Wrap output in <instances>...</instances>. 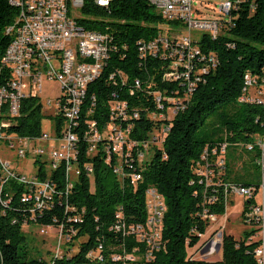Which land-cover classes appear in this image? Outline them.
Returning <instances> with one entry per match:
<instances>
[{
    "label": "trees",
    "instance_id": "trees-1",
    "mask_svg": "<svg viewBox=\"0 0 264 264\" xmlns=\"http://www.w3.org/2000/svg\"><path fill=\"white\" fill-rule=\"evenodd\" d=\"M82 10L90 18H78V24L108 34L115 46L100 76L89 84L87 94L94 95L91 117L100 129L108 122L107 103L110 92L115 91L129 109L137 112V117L129 120V136L147 141L151 135H160L161 142L153 146L149 159L139 165L134 160L140 173L136 186L113 172L101 145L88 154L80 141L78 163L91 164L92 174L81 171L70 187L64 162L48 170L45 161L35 158L37 179L53 185L48 206L42 209L31 200H21L29 190L27 183L16 177L0 180V264H255L256 242L248 240L252 229L244 230L237 239L222 233L220 258L216 260L192 257L188 250L196 247L206 233V216L224 214V184L255 185L261 171L256 163L257 151H249L244 144L264 129V105L238 102V97L245 76L260 74L264 66V0H241L225 33L216 38L207 33L199 36L198 47L203 53L215 54L217 63L200 75L190 92L182 84L184 79L163 78L169 59L139 56V43L154 38L173 23L164 20L148 0H112L107 8L86 4ZM16 14L8 0H0V58L10 41L5 28ZM174 29L178 28L165 30V36L177 37L171 33ZM228 42L234 46H227ZM110 72H114L112 79L108 78ZM9 78V69L0 66V85ZM136 79L138 87L134 86ZM156 93L174 98L181 107L166 117L169 102L163 100V108H159ZM20 112L3 113V119L15 121L5 131L24 136L39 134L43 117L40 101L23 98ZM55 121L59 128L61 119ZM223 143V164H212L213 182L205 185L194 172V164L205 151L213 162ZM212 149L217 151L212 153ZM237 164L242 171H237ZM150 186L161 195L163 207L161 235L154 247L130 228L144 225L148 218L145 190ZM210 197L211 202L207 200ZM27 222L73 233L72 242L84 240L78 242L75 253L47 260L28 249L22 230ZM117 223L123 226L116 229ZM90 252L97 254L88 255ZM114 255L118 258L113 259Z\"/></svg>",
    "mask_w": 264,
    "mask_h": 264
},
{
    "label": "built area",
    "instance_id": "built-area-1",
    "mask_svg": "<svg viewBox=\"0 0 264 264\" xmlns=\"http://www.w3.org/2000/svg\"><path fill=\"white\" fill-rule=\"evenodd\" d=\"M17 14L12 24L5 28L10 35V41L0 58V66L7 67L10 78L0 85V143L5 144L16 154L18 159L30 157L33 161L39 158L46 162L48 170H54L64 162V171L67 186L70 187L73 179L85 171L87 176L92 174L89 163L79 165L78 146L83 141L88 154H93L102 146L106 154V162L119 178H128L130 184L136 186L140 173L134 167L146 159V150L157 146L161 142L160 135H151L147 141H139L129 136V120L137 117L135 109H129L126 101L121 99L117 92H110L108 100L109 120L100 129L93 114L94 95L88 96L89 84L100 76L108 55L115 47L111 37L103 32L93 31L78 24V18H90L83 13L86 4H94L107 8L112 0H8ZM149 4L166 20L173 22L165 30L181 28V37H165V30L139 43V56H160L169 59L167 68L163 71L165 79H184L186 90L192 91L200 80V75L213 68L217 63L216 55L203 53L198 47V37L190 33L193 30L207 33L212 38L225 33L231 24L232 12L238 9L241 0H222L217 5L218 17L195 15L192 0H148ZM200 34V35H201ZM227 46H234L228 42ZM114 72L108 74L112 79ZM26 80V82L24 81ZM56 81L58 95L47 99V104L41 100L40 93L44 82ZM140 82L134 80V86ZM25 97H36L48 114L49 125L52 123L51 134L42 128L39 134L24 136L5 131L11 123L3 119V112H20L21 101ZM159 108H163V100L169 104L166 107V117H170L181 107L178 101L171 97L155 94ZM238 102L264 105V66L260 74L253 73L251 77L243 79ZM152 117L153 113H149ZM161 118L165 114L158 115ZM56 118L61 119L59 128ZM264 123V118H263ZM264 125V124H263ZM55 134V138H51ZM80 134L82 137H80ZM46 142V146L41 142ZM244 145L257 146L258 161L263 164V171L255 185L245 186L227 182L224 184V207L229 204L231 195H239L245 201V207L240 213L242 221L251 226L253 233L249 241H255L253 254L255 264H264V129L255 133L251 142ZM140 146V148H139ZM226 144L220 147V153L209 162L205 151L194 164V172L205 185H211L213 165L223 164V154ZM217 149H212L215 153ZM20 162V161H18ZM35 165V164H34ZM127 166L124 171V167ZM37 171L26 177L18 168L10 166L8 160L0 158V180L16 177L27 183L29 190L21 195V200H31L36 208L48 206L53 193V185L49 180H38ZM148 218L144 225H131L137 237L148 241L152 247L157 246L161 235V219L163 207L161 195L152 186L145 190ZM209 202L213 198L207 199ZM117 216H120L117 213ZM209 223L214 220L215 214L206 216ZM78 221L79 218H74ZM48 226V225H43ZM123 226V225H121ZM121 226L116 224V229ZM61 227V226H60ZM60 229V228H59ZM250 229V230H251ZM61 230V229H60ZM201 235L196 246L197 254L206 256L212 252H220L221 231L212 237ZM219 244V247L217 245ZM100 247V246H99ZM97 253H89L93 255ZM101 259V256L98 255ZM118 256L114 255L113 259Z\"/></svg>",
    "mask_w": 264,
    "mask_h": 264
},
{
    "label": "rangeland",
    "instance_id": "rangeland-1",
    "mask_svg": "<svg viewBox=\"0 0 264 264\" xmlns=\"http://www.w3.org/2000/svg\"><path fill=\"white\" fill-rule=\"evenodd\" d=\"M222 0H192L193 13L195 15H201L206 17H218L219 12L217 11V5ZM181 28L171 30L173 36H181ZM193 37L200 36L201 32L193 30L190 32ZM26 82V80H24ZM58 95V84L56 81L44 82L42 92L40 93L41 100L47 104V99H53ZM51 112L50 109H42V128L49 131L51 134L52 123L49 125L48 114ZM51 138H55V134H52ZM42 145L46 146V142H41ZM160 143L157 144L159 146ZM249 152H246L248 154ZM152 154V148L146 150L145 157L146 159L150 158ZM0 158L2 160H8L10 166L18 168L26 177H30L37 167L33 164V161L30 157H25L23 160L18 159L14 151H12L5 144L0 143ZM145 159V160H146ZM20 161V162H18ZM237 171L240 172V164H237ZM254 174H257L254 171ZM92 185V184H91ZM243 209V200L239 195H231L229 204L225 209L224 214L215 215L214 220L208 224L207 231L205 233L206 237H212L217 232L230 234L234 238H239L242 236L244 230H250L251 226H247L245 222L242 221L241 211ZM22 230L27 237V247L33 253V255H39L45 259H50L52 256H60L63 254L71 255L77 251V245L79 241L84 240L80 238L78 240L70 241V235L68 232H63L58 227L55 226H43L35 222H27L22 225ZM72 242V245L70 243ZM196 247L190 248L188 253H191V256H195L200 259L205 260H216L220 258V252H212L206 254V256H200L197 254V250H194Z\"/></svg>",
    "mask_w": 264,
    "mask_h": 264
},
{
    "label": "bare ground",
    "instance_id": "bare-ground-1",
    "mask_svg": "<svg viewBox=\"0 0 264 264\" xmlns=\"http://www.w3.org/2000/svg\"><path fill=\"white\" fill-rule=\"evenodd\" d=\"M166 37V36H165ZM179 37H181V36H179ZM245 77H251V74H247ZM4 113V112H3ZM16 114L17 112H9V114ZM7 115V114H6ZM17 116V115H16ZM247 149L249 150V151H251V150H253V149H255L256 151H257V146H249V145H247ZM256 163L257 164H259V166H260V170L261 171H263V164H262V162H260V161H258V159L256 158Z\"/></svg>",
    "mask_w": 264,
    "mask_h": 264
},
{
    "label": "water",
    "instance_id": "water-1",
    "mask_svg": "<svg viewBox=\"0 0 264 264\" xmlns=\"http://www.w3.org/2000/svg\"><path fill=\"white\" fill-rule=\"evenodd\" d=\"M217 247H219V244L217 245Z\"/></svg>",
    "mask_w": 264,
    "mask_h": 264
}]
</instances>
